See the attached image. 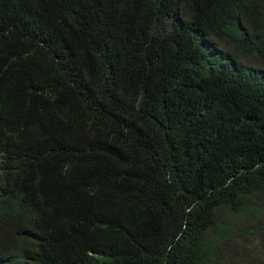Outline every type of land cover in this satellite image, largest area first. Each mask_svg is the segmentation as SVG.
Instances as JSON below:
<instances>
[{
  "label": "trees",
  "instance_id": "trees-1",
  "mask_svg": "<svg viewBox=\"0 0 264 264\" xmlns=\"http://www.w3.org/2000/svg\"><path fill=\"white\" fill-rule=\"evenodd\" d=\"M258 199L264 0H0V262L228 264Z\"/></svg>",
  "mask_w": 264,
  "mask_h": 264
},
{
  "label": "rangeland",
  "instance_id": "rangeland-1",
  "mask_svg": "<svg viewBox=\"0 0 264 264\" xmlns=\"http://www.w3.org/2000/svg\"><path fill=\"white\" fill-rule=\"evenodd\" d=\"M258 200V209L264 214V200ZM224 256L228 264H264V217L242 219L226 236Z\"/></svg>",
  "mask_w": 264,
  "mask_h": 264
},
{
  "label": "clouds",
  "instance_id": "clouds-1",
  "mask_svg": "<svg viewBox=\"0 0 264 264\" xmlns=\"http://www.w3.org/2000/svg\"><path fill=\"white\" fill-rule=\"evenodd\" d=\"M0 264H22L21 262H15L11 259H4L0 262Z\"/></svg>",
  "mask_w": 264,
  "mask_h": 264
}]
</instances>
